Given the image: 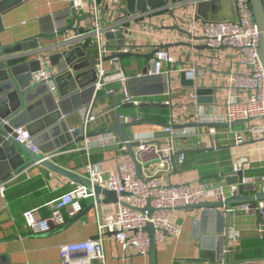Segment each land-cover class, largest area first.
<instances>
[{
    "label": "crops",
    "instance_id": "crops-1",
    "mask_svg": "<svg viewBox=\"0 0 264 264\" xmlns=\"http://www.w3.org/2000/svg\"><path fill=\"white\" fill-rule=\"evenodd\" d=\"M71 3L72 0H0L3 9L0 14L3 27L0 33V43L2 46H11L34 39L36 36H50V38L40 40L41 46L34 52L32 51L33 53L39 52L32 59H40L43 68V61L45 60L49 65V58L65 51L66 41L72 38H76L77 45L86 47L85 52L88 54L90 50L88 42L92 29L89 9L88 7L82 8L75 3L71 7ZM123 7L124 0H99L102 26L106 28L117 22H120L118 25L125 23V27H128L132 33L128 44L131 46L129 52L142 56L149 54L153 47L161 46L175 60L174 64L164 67L168 72L165 75L168 86L166 93L161 96H131L145 102L144 105L163 104V101H167L169 105L164 104L166 107L160 109L141 108L143 105L136 108L130 104H123L119 85L121 73L115 71L107 60L103 64L107 73L105 89L93 94L89 102L93 105L97 119L91 123L88 133L113 126L117 112L133 116L138 112L139 120L152 122L153 124L144 123L128 129L129 139L133 140L138 134H153L161 148L167 145L168 135L163 131L165 126L172 125L177 133L184 129L186 134L176 135L173 138V144L176 153H184L186 160L179 167L174 164L175 171L164 177V183L188 184L192 187L204 184L209 189L220 186L229 195V186L226 184L224 175L229 174L236 159L242 157L252 161V168H263L264 148L260 150L258 148L260 146L249 141L241 146L234 144L233 133L242 131L244 126L242 123L230 127H215L214 138L208 134L210 127L175 129L174 126L189 123L205 124L197 121L198 106L212 115L225 112L224 104L229 94V77L231 72L238 69L235 66L236 58L232 50L203 48L205 45L200 31L205 23L212 20H230L234 17L231 1L178 0L174 2L169 0L167 4L130 15V18L121 16L120 10ZM71 26L74 27L75 34L70 30ZM177 26L188 32L192 38L176 31L174 28ZM117 40L113 39V45H109L106 40L112 53L118 51L115 46ZM22 55L23 53L16 56ZM24 61L26 60L22 58L11 64L17 66ZM145 64L146 61L143 58L125 57L120 60L118 68L129 77H139L142 75ZM192 68L195 69L194 80L189 82L184 73ZM82 79L83 83L86 82L85 77ZM64 88L67 86L65 85ZM108 90L114 92L116 105L112 95L107 93ZM81 112L82 109L62 118L68 135L73 129L82 126ZM88 141L87 151L84 149L85 143L83 142L72 149L56 154L50 160L80 175L85 166L76 168L75 163L72 162L61 164V158L80 151L84 152L86 157L99 154L101 161L91 163L101 171L109 172V170L115 171L120 157L127 155V151L120 150L123 143L114 134L93 137ZM20 154L24 160H27L25 153L20 151ZM5 170L0 168V175H3ZM252 177L262 179L264 173H253L246 176V178ZM6 181L9 183L5 189L19 186V191L21 189L25 191L29 186L39 183L42 186L39 189L37 187V189L22 192L18 198L11 201L7 199L4 192L0 193V264H61L59 247L62 244L76 243V241L91 239L97 235L95 212L89 200L82 202L86 213L75 219H66L67 226L63 229L58 231L52 229L46 234L36 236L26 228L22 213L35 210L43 217L49 216L52 202L46 200L49 193L58 188L72 187L65 177L46 170L39 163H29L15 174L12 173ZM248 193L249 191L245 195H249ZM203 201H216V199L208 196ZM220 211L222 214L226 213L224 208ZM200 213V210H174L171 213V222L181 229V235L176 240L166 239L163 243L156 244L155 264H210L207 258L200 257V252L203 250L216 252L218 247L216 231L220 228V220L213 216L201 221ZM229 226L238 229L240 238L236 248L227 253L228 264H264V257L252 259L251 250L253 249L246 243L248 240L264 239V234L259 236L258 233L259 229L264 230V221L259 212L235 213L229 219ZM256 244L259 243L256 242ZM103 247L104 264H147V257L132 253L125 254L111 235L103 237ZM237 248H240L242 253L244 251L243 255L246 253V256L249 254L250 257L233 256Z\"/></svg>",
    "mask_w": 264,
    "mask_h": 264
},
{
    "label": "built area",
    "instance_id": "built-area-1",
    "mask_svg": "<svg viewBox=\"0 0 264 264\" xmlns=\"http://www.w3.org/2000/svg\"><path fill=\"white\" fill-rule=\"evenodd\" d=\"M80 7H88L91 20L90 41L88 45L92 48L97 62L95 70L97 79L93 84L94 94L105 89L106 71L103 64L107 57L120 52L127 53L130 48L112 53L104 39L106 32H115L122 28V34L126 39L132 36L131 30L122 25L110 24L102 26L99 0H72ZM234 6L235 18L233 20H220L205 23L201 28L203 44L209 49H228L234 52L237 71H233L229 77V94L226 97L223 114H208L205 109L198 106V122L205 124H227L233 122L244 124L242 131L234 132V144L241 146L254 142L264 148V69L259 60V32L251 21L248 0H231ZM264 6V0H263ZM120 10V9H116ZM130 18V17H128ZM79 39V35L76 36ZM76 40L72 38L71 40ZM85 45V44H84ZM130 47V46H129ZM115 71L120 74L119 85L123 96V104L134 107L143 105V101L133 98L129 93L127 81L129 76L122 73L118 68L120 59L113 57L108 60ZM174 58L162 47L157 50L153 57L146 63V76L167 75L165 66L174 64ZM187 81L193 82L195 69L192 68L184 73ZM52 74L41 67L31 75V83H44L51 92L55 85L51 81ZM107 93L114 94L111 90ZM194 98V97H193ZM163 104H168L163 101ZM82 128L85 136L92 122L97 119L93 105L90 103L82 109ZM139 118L132 117L123 119V122L136 123ZM249 121V122H248ZM197 123V122H196ZM74 129L70 131L73 133ZM166 138V146L159 147L153 134H138L131 140L135 143L132 148L135 161L123 155L117 164L115 171L104 172L95 164L88 163L83 168L81 176L85 177L91 185H96L105 191H113L117 196L116 202L106 204L97 203L102 197H98L93 190L83 186L71 184V190L51 202L49 216L43 217L35 210L23 212L26 228L33 235L40 236L50 232L52 229L66 223V219H75L82 213V202L91 201V207L95 212L97 235L91 239L76 241V243L62 244L59 247V258L61 264H104L103 237L111 235L118 247L126 254H136L147 257L149 251L148 233L145 231L146 224H151L155 230V244L163 243L166 239L176 240L181 235V229L171 222V213L182 207L197 205L208 196H213L216 201L232 199L239 193L238 188L246 194L264 192V178L243 177L239 184L229 186L227 195L222 187L209 189L204 184L192 187L188 184L173 185L164 183V177L175 171L174 164L179 167L186 160L184 153H176L173 138L186 131L175 132L172 125L163 128ZM216 130L210 128L208 134L214 138ZM112 137V135H111ZM12 138L15 143L22 144L29 152L38 154L32 145L31 136L24 127L13 130ZM113 140V137H112ZM85 150L89 148V141L84 140ZM114 141V140H113ZM126 152L125 144L120 147ZM51 157L45 159L50 160ZM177 158V163H175ZM138 166L141 180L137 178L135 168ZM252 168V161L242 157L236 159L232 166V173L242 172ZM9 181L0 184V193L3 194ZM125 194V195H123ZM147 202L154 212L150 217L142 214L138 209L145 208ZM128 206V207H125ZM259 212L264 221V202H256L254 205H238L230 208L231 215L235 213ZM229 226V225H228ZM259 236L264 234L263 229L258 230ZM228 247L227 253L234 250L238 245L240 233L236 227L229 226L227 230Z\"/></svg>",
    "mask_w": 264,
    "mask_h": 264
},
{
    "label": "water",
    "instance_id": "water-1",
    "mask_svg": "<svg viewBox=\"0 0 264 264\" xmlns=\"http://www.w3.org/2000/svg\"><path fill=\"white\" fill-rule=\"evenodd\" d=\"M178 1V0H171ZM229 1V0H228ZM231 1V0H230ZM169 0H124V7L120 10L121 16L129 17L136 13H141L146 9L156 8L160 5L167 4ZM249 11L251 13V21L256 26L259 32L258 48H259V60L261 66L264 69V6L263 0H248ZM232 3V1H231ZM73 1L71 7H73ZM233 6V3H232ZM234 10V6H233ZM3 9L0 5V14ZM174 17L173 15H171ZM75 17V16H74ZM77 18V17H76ZM235 18L232 17L231 20ZM220 21V20H212ZM210 21V22H212ZM57 29V28H56ZM176 31L182 32L188 37L192 36L177 26L174 28ZM3 27L0 19V33ZM70 30L76 33L73 26ZM55 32H58L55 30ZM57 34V33H56ZM43 38H50V36H36L34 39L18 42L11 46H2L0 43V168L6 169L3 175H0V183L6 180L12 173L15 174L22 167L29 163H39L46 170L65 177L69 183L83 186L89 190H93L99 199L97 203L106 204L110 202H116L117 196L113 191H105L96 185H91L90 182L81 175L73 173L54 164L51 160L45 159L46 157H53L56 154H60L69 149H72L75 145L85 142L93 137L114 134L118 139L125 144L127 148V155L133 161L132 148L135 147V143H131L127 130L144 123H152L148 121L138 120L136 123L123 122V119H130L132 117H139V113L135 115L126 114L122 115L117 112L115 115L114 125L105 129L95 130L83 135V128L79 127L73 131L70 135L67 134V130L62 123V118H66L74 112H78L86 107L93 94L94 86L97 79V73L95 66L97 64L95 60V54L90 47L89 53L85 52L86 47L77 45L76 40L66 41L67 49L61 53L53 55L49 58V65L44 62V68L50 71L52 74L51 81L55 85L53 92L44 83H31V75L41 68L40 59H32L38 51L33 53L41 46L40 40ZM116 38L117 43L115 46L119 51L129 47V40L122 34V28H119L115 32H106L104 35L105 41H108L109 45H113V39ZM159 47H153L151 52L147 55L139 56L133 52L118 53L113 56L107 57V60L117 57L122 60L125 57L143 58L146 63L153 55L159 50ZM203 48L211 50L204 46ZM42 50V49H41ZM33 51V52H32ZM32 52V53H31ZM17 57L16 55L22 54ZM24 58L26 61L16 65L11 63L18 59ZM146 64L142 75L139 77H130L127 81V87L129 93L134 96L143 95H156L161 96L168 91L167 77L165 75L160 76H146ZM85 71L86 73H84ZM86 75V76H85ZM83 77L86 78V82L83 83ZM65 85L67 88H64ZM151 89V90H150ZM113 97L114 104L116 105L115 95ZM143 107L162 108L166 107L164 104H150ZM249 122V121H248ZM241 122H233L232 125L240 124ZM153 124V123H152ZM206 126L210 128L215 127H228L227 124H184L174 126L175 129L186 127ZM20 127L26 128L31 136L32 145L37 149L38 154L29 152L22 144L15 143L12 138L13 130L20 129ZM166 127V126H165ZM23 152L27 156V160L22 158L19 153ZM177 163V158L174 159ZM135 173L138 179H142L139 174V168L136 166ZM253 173H264L263 168H251L242 172L232 173L224 175L226 184L233 186L239 184L243 177L249 176ZM238 195L232 199H226L225 201H200L197 205H191L182 207L176 210H195L201 211L200 220L205 221L207 218L213 216L220 220V228L217 229V244L218 247L215 253L207 252L205 250L200 252L201 258H207L210 264H228L227 262V247L228 237L227 230L229 225V219L231 213L230 208L238 205H254L256 202H264V192L245 195L241 187L238 188ZM125 195V194H123ZM126 196V195H125ZM125 207H128L125 205ZM92 208V207H91ZM221 208L226 209V213L222 214ZM86 210H83L77 217L83 215ZM142 214H146L150 217L154 210H152L147 202L145 208L138 209ZM64 224L58 227L56 230L65 228ZM145 231L148 233L149 238V251L147 254V264H155L156 244L154 242L155 230L151 224H146ZM200 242V240H197ZM226 251V252H225Z\"/></svg>",
    "mask_w": 264,
    "mask_h": 264
},
{
    "label": "trees",
    "instance_id": "trees-1",
    "mask_svg": "<svg viewBox=\"0 0 264 264\" xmlns=\"http://www.w3.org/2000/svg\"><path fill=\"white\" fill-rule=\"evenodd\" d=\"M102 158H100L99 154H91V156L86 157L85 153L80 151V152H73V154H69L66 156H63V158H61V164H67V163H75L76 168H82L84 167L87 163L91 162H100ZM40 184V185H39ZM38 185H31L28 188L25 189V191H28L30 189H39V187L42 186L41 183H39ZM23 186V185H22ZM25 186V184H24ZM20 187H11V188H7L4 191V195L7 197L8 200H15L16 198L19 197V195H21L24 189H21L20 191L18 190ZM71 190V187H62V188H58L56 191H53L51 193H49L48 197L46 198L47 202L50 201H54L56 200L58 197H61L63 194L67 193L68 191ZM91 202V201H90ZM260 241H263V243H260ZM246 242V241H245ZM259 243L258 245L256 244ZM247 244H249V247H251L253 250H251V248H249L252 252H253V256L252 259H254L255 257H264V239H253V240H248L246 242ZM244 251L243 253L240 251V248L236 249L235 254H233V256L236 257V255H240L242 257H250L249 254L246 253L245 255Z\"/></svg>",
    "mask_w": 264,
    "mask_h": 264
},
{
    "label": "rangeland",
    "instance_id": "rangeland-1",
    "mask_svg": "<svg viewBox=\"0 0 264 264\" xmlns=\"http://www.w3.org/2000/svg\"><path fill=\"white\" fill-rule=\"evenodd\" d=\"M258 148H259L260 150H261V148L263 149V147H262V146H260V147H258ZM263 160H264V158H263ZM263 160H262V162H263ZM262 162H261V163H262Z\"/></svg>",
    "mask_w": 264,
    "mask_h": 264
}]
</instances>
